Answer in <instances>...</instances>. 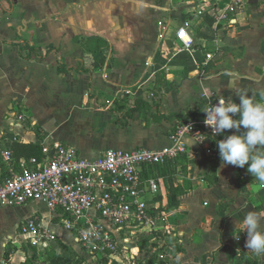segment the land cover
Segmentation results:
<instances>
[{
	"label": "crops",
	"instance_id": "0c3cea01",
	"mask_svg": "<svg viewBox=\"0 0 264 264\" xmlns=\"http://www.w3.org/2000/svg\"><path fill=\"white\" fill-rule=\"evenodd\" d=\"M227 1L0 0V181L8 176L4 148H11L16 161L29 158H17V143L39 144L38 158L55 141L74 144L87 158L107 148L158 149L170 145L179 121L204 115L211 101L238 103L246 93L264 103V0H246L229 26L198 15ZM190 19L194 54L175 55L177 28ZM160 20L170 25L164 40L158 38ZM26 43L38 57L21 56ZM59 62L83 71L62 76ZM96 64L102 66L94 69ZM139 85L146 90L124 97L151 106L123 126L110 108L123 98L122 89ZM232 131L204 144L185 137L187 154L144 170V179L158 181L157 192L146 198L156 213H166L169 229L160 236L141 230L157 241L153 252L126 249L103 264H264V253L246 248L247 233L240 228L253 211L264 230V184L247 165H222L217 141ZM30 216L53 229L57 240L35 247L19 235L20 223ZM64 218L40 199L0 207V264L8 256V264L90 263L91 256L64 229Z\"/></svg>",
	"mask_w": 264,
	"mask_h": 264
},
{
	"label": "built area",
	"instance_id": "2783aa9c",
	"mask_svg": "<svg viewBox=\"0 0 264 264\" xmlns=\"http://www.w3.org/2000/svg\"><path fill=\"white\" fill-rule=\"evenodd\" d=\"M246 0H228L224 6L200 9L198 15H208L216 26L232 25ZM158 38L166 39L170 27L164 20ZM192 21L185 20L178 26L175 36V55L193 56L196 37ZM213 53L206 54L208 61ZM151 65V60L146 61ZM146 90L144 85L122 89L121 96H138ZM154 97V93L150 94ZM222 98L211 101L206 108ZM16 115V114H15ZM14 115V116H15ZM206 113L199 118L189 117L179 121L170 134V145L158 149L135 147L128 150L107 148L95 158H87L70 143L55 141L43 147V156L21 158L13 156L10 147L2 151L8 176L0 181V207L24 206L35 200H43L52 212H60L64 229L91 257H116L126 252L123 232L138 229L168 231L166 213L152 208L146 194L158 190V181L144 179V170L178 159L189 151L185 137L199 144L209 137H217L204 123ZM20 122H28L23 114L16 115ZM15 120V119H14ZM18 234L25 236L35 247L48 246L57 240V233L37 216L23 220ZM11 256L2 260L8 264Z\"/></svg>",
	"mask_w": 264,
	"mask_h": 264
},
{
	"label": "clouds",
	"instance_id": "9594fccd",
	"mask_svg": "<svg viewBox=\"0 0 264 264\" xmlns=\"http://www.w3.org/2000/svg\"><path fill=\"white\" fill-rule=\"evenodd\" d=\"M238 97V103L222 98L205 108L204 123L216 136L234 130L217 141L222 165L241 168L247 165L251 176L264 184V150H261L264 149V103L253 101L246 93ZM260 220L257 213L249 211L240 221L242 232L247 233L245 246L256 254L264 253V230L260 228Z\"/></svg>",
	"mask_w": 264,
	"mask_h": 264
},
{
	"label": "trees",
	"instance_id": "16d2710c",
	"mask_svg": "<svg viewBox=\"0 0 264 264\" xmlns=\"http://www.w3.org/2000/svg\"><path fill=\"white\" fill-rule=\"evenodd\" d=\"M20 54L24 59H33L35 57H38V54L35 52L34 48L29 43L22 45V47L20 48ZM101 66V64H96L94 66V69H98ZM73 71L81 72L83 71V68L75 69L74 67H68L63 62H59L58 72L60 73V75L66 76ZM125 97H123L122 99L116 98L114 100L113 107L110 108V111L112 112V114L119 115L118 120H120V123L123 126H129L131 124V121L134 119L135 114L145 113L150 108L151 103L143 99H135L133 102H131ZM14 150L16 151L17 158L21 156L30 157L42 155L40 153L41 147L39 146V144L34 143H17L15 144ZM167 163H171V161ZM239 184L240 186H242L243 180H240ZM148 233L152 235L155 234L156 231H148ZM102 259L103 258H101V260ZM107 261V258H104V260H102L103 263H107Z\"/></svg>",
	"mask_w": 264,
	"mask_h": 264
},
{
	"label": "rangeland",
	"instance_id": "374dc122",
	"mask_svg": "<svg viewBox=\"0 0 264 264\" xmlns=\"http://www.w3.org/2000/svg\"><path fill=\"white\" fill-rule=\"evenodd\" d=\"M39 206L41 208L43 204H40ZM123 236L128 237V240H126L125 243L129 246V248L127 247L129 251L153 252L154 246H157V241H153L152 238L148 237L144 232H141L138 229L123 232ZM91 260L92 261L90 263L88 262V264H103L102 260L98 257H91ZM150 260L153 261V258Z\"/></svg>",
	"mask_w": 264,
	"mask_h": 264
}]
</instances>
